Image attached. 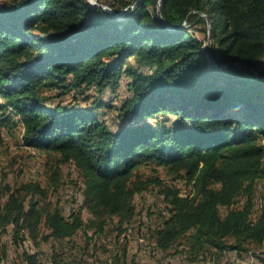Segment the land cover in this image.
<instances>
[{
	"label": "trees",
	"instance_id": "1",
	"mask_svg": "<svg viewBox=\"0 0 264 264\" xmlns=\"http://www.w3.org/2000/svg\"><path fill=\"white\" fill-rule=\"evenodd\" d=\"M97 1L114 14L127 12L116 18L89 0H10L0 7V130L16 116L23 147L74 163L91 215L85 222L79 213L65 217L57 207L26 206L16 193H0V264L9 226L15 242L26 233L58 242L88 230L102 234L109 218L118 228L134 218L133 198L151 184L168 206L153 233L156 250L183 245L194 261L262 247L264 201L257 212L255 202L264 181V80L212 65L194 29L203 26L207 39L210 20L217 66L240 63L264 78V0ZM124 77L130 96L115 130L97 114L110 108L105 103L52 105L42 95L115 93ZM151 163L184 174L190 191L182 195L180 187L136 174ZM23 189L45 195L38 184ZM126 258L123 246L112 264ZM22 263L42 264L26 251ZM60 263L54 255L51 264Z\"/></svg>",
	"mask_w": 264,
	"mask_h": 264
},
{
	"label": "rangeland",
	"instance_id": "2",
	"mask_svg": "<svg viewBox=\"0 0 264 264\" xmlns=\"http://www.w3.org/2000/svg\"><path fill=\"white\" fill-rule=\"evenodd\" d=\"M9 2L10 0H0V7ZM96 3L98 4L97 0ZM102 7L107 8L103 5ZM126 12L127 9L122 10L116 18H122ZM200 29H203V26L195 27V36L203 40L206 50L209 47L211 51L209 31L205 39L204 33L199 32ZM224 70H232L231 72L239 77L243 76V72L249 75L247 69L243 68L228 67ZM42 95L48 104L52 105L90 108L94 101L105 103L110 108L101 107L97 114L111 130H115L121 119L118 108L121 102L130 96V92L127 79L124 77L115 93L109 91L99 93L88 89L81 94L73 91L63 94L60 89H44ZM96 105L94 107H97ZM13 121L9 127L0 130V193L13 192L20 198H25L26 206L33 201L38 207H57L65 217L79 213L85 222L89 221L91 215L82 196L83 180L74 163H62L55 154L23 147L20 142L22 127L18 117L14 116ZM136 174L143 180L158 179L165 185L180 187L182 195L190 191L184 174L176 176L170 173L168 168L154 163L139 167ZM28 183L38 184L44 189L45 195L39 196L23 189ZM263 201L264 181H260L256 187L255 212L259 210ZM242 202L243 199L240 197L237 205ZM133 203L135 216L121 228H118L117 218H109L102 234L88 230L60 242L40 239L33 241L27 233L15 242L13 227L9 226L7 233L2 236L6 250L2 264H23L22 254L25 251L36 253L42 264H51L54 255L61 261L60 264H112L113 258L120 255L123 246H126L127 250V264H263L260 259H264V245L255 248L251 253L242 254V257L234 252H228L218 260L210 255H204L203 258L192 261L183 245L173 247L168 252L158 251L155 248L153 233L162 220L168 217V206L160 195V187L151 184L146 191L134 196ZM225 212V209H221L222 215ZM121 229L124 230L123 233ZM41 232L42 235L48 234L43 228Z\"/></svg>",
	"mask_w": 264,
	"mask_h": 264
},
{
	"label": "water",
	"instance_id": "3",
	"mask_svg": "<svg viewBox=\"0 0 264 264\" xmlns=\"http://www.w3.org/2000/svg\"><path fill=\"white\" fill-rule=\"evenodd\" d=\"M89 3H91L93 6H97V7L102 8L103 10H105V11L108 12V13H110V14H111L112 16H114V17H116L117 15H119V14H114V13H112L110 10H108L107 8L98 5V4L96 3V0H89ZM157 14H158V15L160 14V3L158 4ZM201 15L204 16V14H201ZM207 23H208V29H209V36H208V38H209V40H210V29H211V28H210V20H209V19H207ZM206 52H207V58H208L209 62H210L212 65H214L215 67H218L219 69H224V68H228V67H238V68L248 69V70H250V71L253 72V74L257 77V79H259V80H264V78L261 77V76H259V75L257 74V72H256L253 68L248 67V66H245V65L240 64V63H228V64H226V65H219V66H217V65L215 64V62L213 61L212 57H211V54H210V51H209V47L207 48Z\"/></svg>",
	"mask_w": 264,
	"mask_h": 264
}]
</instances>
